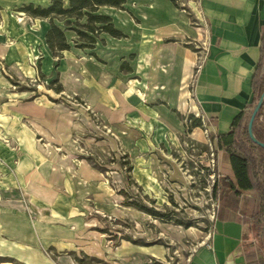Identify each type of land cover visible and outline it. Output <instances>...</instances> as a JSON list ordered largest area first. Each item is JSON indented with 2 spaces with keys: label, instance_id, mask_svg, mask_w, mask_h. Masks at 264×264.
<instances>
[{
  "label": "rangeland",
  "instance_id": "374dc122",
  "mask_svg": "<svg viewBox=\"0 0 264 264\" xmlns=\"http://www.w3.org/2000/svg\"><path fill=\"white\" fill-rule=\"evenodd\" d=\"M30 1L48 4L0 0V264H191L221 173L191 96L203 22L176 1L193 33L163 39L182 49L166 74L155 42L101 45L100 32L79 47L63 20L70 49L51 52L48 20L19 10Z\"/></svg>",
  "mask_w": 264,
  "mask_h": 264
},
{
  "label": "crops",
  "instance_id": "0c3cea01",
  "mask_svg": "<svg viewBox=\"0 0 264 264\" xmlns=\"http://www.w3.org/2000/svg\"><path fill=\"white\" fill-rule=\"evenodd\" d=\"M186 1L193 15L203 22L207 40L191 78L192 102L204 119L208 134L213 135L220 175L232 177L227 156L218 149L217 137L230 131L234 118L252 101V77L264 37V0ZM182 11L170 0H126L122 8L100 7L98 12L109 16L114 28L126 37L114 38L102 32L99 41L101 45L115 43L124 48L123 43L136 41L140 35L144 42H155L151 48L161 61V70L168 74L176 51L182 49L163 39H180L193 33ZM134 19L140 23L139 28ZM197 30L202 31L200 27ZM97 44L98 41L93 47ZM129 53L130 50L118 55ZM260 120L264 122V113ZM235 198L222 196L208 246L199 251L191 264H247V243L253 238L259 242L255 246L264 243V236H250V226L264 222L257 213L255 192L247 191Z\"/></svg>",
  "mask_w": 264,
  "mask_h": 264
},
{
  "label": "trees",
  "instance_id": "16d2710c",
  "mask_svg": "<svg viewBox=\"0 0 264 264\" xmlns=\"http://www.w3.org/2000/svg\"><path fill=\"white\" fill-rule=\"evenodd\" d=\"M126 0H49L48 5L40 6L33 3L22 5L19 10L27 15L47 19L49 28L45 33V43L51 52H62L70 49L64 30L54 23V19L63 20L67 29L76 32L79 47H93L97 41V33L105 32L114 38H124L125 34L114 28L111 18L98 12L100 7L122 8ZM176 4L177 0H170ZM86 18L84 24H78L81 29L69 28L70 18L76 20ZM260 59L252 77L253 98L233 120L230 131L217 137V146L227 156L232 177L220 175L213 185V197L219 202L215 217L221 205L222 196L228 195L229 200L247 191H253L258 199V214L264 216V148L253 143L247 134V121L264 92V37L260 44ZM60 92L61 89H57ZM264 113V105L260 107L252 123V133L256 140L264 142V122L260 117ZM198 125V124H194ZM212 142L213 135L207 134ZM216 155V150L213 151ZM216 160L215 158L213 159ZM154 217L165 220V214L148 210ZM247 264H264V243L255 246L253 242L245 246Z\"/></svg>",
  "mask_w": 264,
  "mask_h": 264
},
{
  "label": "water",
  "instance_id": "95a60500",
  "mask_svg": "<svg viewBox=\"0 0 264 264\" xmlns=\"http://www.w3.org/2000/svg\"><path fill=\"white\" fill-rule=\"evenodd\" d=\"M262 105H264V92H262L260 99L257 101L255 107L253 108V110L250 114V117H249L248 122H247V134L253 143L264 148V142H260V141L256 140L253 136V133H252V123H253L254 117Z\"/></svg>",
  "mask_w": 264,
  "mask_h": 264
}]
</instances>
